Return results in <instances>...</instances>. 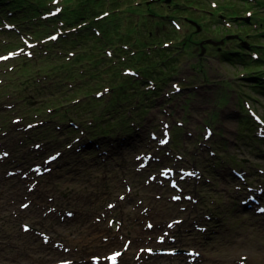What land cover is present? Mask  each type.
Listing matches in <instances>:
<instances>
[{
    "label": "rangeland",
    "instance_id": "rangeland-1",
    "mask_svg": "<svg viewBox=\"0 0 264 264\" xmlns=\"http://www.w3.org/2000/svg\"><path fill=\"white\" fill-rule=\"evenodd\" d=\"M44 1L47 9L34 13L0 11V55L11 54L0 63V152L9 153L0 158V264H89L92 257L94 264H108L107 254L116 251L122 253L116 264H264V212L257 210L264 207V151L258 144L264 145V96L241 79L243 66L219 59L211 43L202 54L203 27L196 30L195 19L178 16L188 53L176 68L162 67L165 84L145 96L137 82L116 78L113 97H129L106 109L107 103L85 97V82L93 83L80 75L86 52L76 59L75 78L65 81L76 63L69 59L84 50L70 47L60 55L66 26L61 14L49 19L43 13L66 0ZM149 28L162 40L171 29L151 23L147 34ZM92 40L82 43L87 52ZM107 50L90 57H110ZM111 51L115 57L117 50ZM138 90L143 106L128 109ZM90 95L107 100L113 94L104 88ZM241 106L252 122H242ZM130 113L139 123L124 128L136 129L129 139L88 145L85 139L105 133L98 123L103 116L115 125ZM92 115L97 119L89 126ZM117 128L109 134L126 135ZM165 168L191 169L196 176L182 179L179 172L165 179ZM4 169L17 176L6 177ZM35 181L40 184L31 191ZM251 194L260 203L243 205V199L251 203Z\"/></svg>",
    "mask_w": 264,
    "mask_h": 264
},
{
    "label": "trees",
    "instance_id": "trees-1",
    "mask_svg": "<svg viewBox=\"0 0 264 264\" xmlns=\"http://www.w3.org/2000/svg\"><path fill=\"white\" fill-rule=\"evenodd\" d=\"M76 1H81V5H77ZM167 1L66 0L64 2L65 5L58 11V14L61 15L57 18H60L61 26H66V34H68L64 35L63 39L62 37L59 39V53L67 56V52H65L67 49L79 47L78 50L84 51L77 53L75 50L69 59L76 62V59L84 56L86 52L85 60L88 65L84 69L81 66L80 75L88 80H93V83L85 82L88 88L84 94L87 95L85 97L88 98V103L91 99H95L96 101L100 100V103H107L108 108L106 107V109L119 108L116 102L129 96L121 94V98L113 97L116 91L114 87L116 78H119L120 81L127 77L133 84L137 82L138 89L139 87H141L140 90L144 89L145 96L150 92H158L154 90H159L162 83L165 84L168 80L167 76L161 75L163 68H176V65L181 63L179 60L181 56L188 53L187 42L182 39L186 33L180 31V22L176 19L178 16L185 20L195 19L194 22L203 27V38L200 40L201 42L199 41L200 44L208 38L224 40L222 44L214 47L215 54L221 60L242 65L244 72L241 79L254 92L264 96V0H171L167 3L165 10L164 2ZM45 7L44 0H0V11L2 10L4 15L13 14L16 16L17 14L20 16L37 12L34 11L36 8L37 10L39 8L47 9ZM120 14H124V16L121 17ZM151 23L157 26L169 24L171 29L164 30V36L167 38L159 39L156 33H152V28H149L147 34L146 28ZM194 27L197 30V26ZM95 28L96 30H94ZM194 32L197 34V31L192 33L194 34ZM140 34L141 37H139ZM172 34L173 36H171ZM88 38L93 39V44L85 45L89 46L93 50L92 52H87L82 46L84 40L88 41ZM192 39L194 40L191 35ZM206 45L207 43L205 47ZM112 49L118 52L115 57H112L114 56ZM200 49L202 51L201 45ZM96 50L98 53L107 50L110 57L100 55L101 57L98 58L93 55L94 58L91 59L90 54ZM78 62L74 64V70L69 72L66 76L68 79L65 81L75 78L73 75H75L74 71L78 67ZM99 63H101L100 68L97 67ZM88 67L90 72H88ZM124 68L131 69L134 74H124L122 72ZM149 81L156 87L149 85ZM104 88L113 94L107 100L99 98L100 95H96L97 97L90 95L95 89L103 90ZM122 88L126 89L127 87ZM140 90L137 94H131V96H136L134 103L128 106V109L134 110L143 106ZM72 108L74 106L70 110H73ZM240 112L243 123L247 122L248 118L253 120L244 107L241 106ZM89 119V126H91L97 118L92 115ZM122 119L126 118L122 117ZM101 121L98 123H104L101 126L105 128V133L102 136L112 135L113 133H109L113 126L120 127L116 131L119 129L125 130L126 133L131 131V129H124L127 124L130 125L128 119L115 125L112 124L113 122L110 124L109 119L104 116ZM249 122L252 121L248 120ZM260 147L264 151L263 145Z\"/></svg>",
    "mask_w": 264,
    "mask_h": 264
},
{
    "label": "water",
    "instance_id": "water-1",
    "mask_svg": "<svg viewBox=\"0 0 264 264\" xmlns=\"http://www.w3.org/2000/svg\"><path fill=\"white\" fill-rule=\"evenodd\" d=\"M194 24L197 26V29L200 30V25H197L196 22H194ZM223 42H224V40H220L219 41V40H215V39H212V38H208V39H206L205 41H203L201 43V46H202V52L201 53L203 54L205 52V50H206L205 43H211L213 45H218V44H222Z\"/></svg>",
    "mask_w": 264,
    "mask_h": 264
},
{
    "label": "bare ground",
    "instance_id": "bare-ground-1",
    "mask_svg": "<svg viewBox=\"0 0 264 264\" xmlns=\"http://www.w3.org/2000/svg\"><path fill=\"white\" fill-rule=\"evenodd\" d=\"M91 143V142H90ZM94 146H95V144H93ZM148 157L149 158H152L153 156L152 155H148ZM155 176V175H154ZM154 176L152 177V181H155V179H154ZM248 206L249 207H253L254 205L252 204V203H250V204H248ZM240 254V253H239ZM93 256H95V255H93ZM261 257V255H259L258 256V258H260ZM262 257H264V255H262ZM94 259L92 258V261H90L89 262V264H94V261H93ZM108 264H109V262H108Z\"/></svg>",
    "mask_w": 264,
    "mask_h": 264
}]
</instances>
